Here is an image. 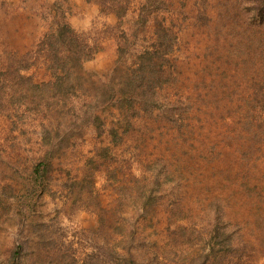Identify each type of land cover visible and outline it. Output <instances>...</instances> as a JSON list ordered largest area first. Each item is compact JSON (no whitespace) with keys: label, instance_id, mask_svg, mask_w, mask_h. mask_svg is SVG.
<instances>
[{"label":"rangeland","instance_id":"rangeland-1","mask_svg":"<svg viewBox=\"0 0 264 264\" xmlns=\"http://www.w3.org/2000/svg\"><path fill=\"white\" fill-rule=\"evenodd\" d=\"M0 264H264V0H0Z\"/></svg>","mask_w":264,"mask_h":264},{"label":"trees","instance_id":"trees-1","mask_svg":"<svg viewBox=\"0 0 264 264\" xmlns=\"http://www.w3.org/2000/svg\"><path fill=\"white\" fill-rule=\"evenodd\" d=\"M63 31L64 32H58L56 36H51V34L48 36L47 41H43V44L45 46H48L49 49V55L52 56V54H54V65L56 66V61H57V66L56 67H61L62 71L64 73H67L68 75L71 74V69L70 71L65 70L66 66H68L69 64L73 65V62L76 61L79 63V61L82 58V55H86V57L88 55H90L88 52H90V49L88 48V52L86 51V48L84 49H77L74 48L73 46L70 47V49H67V52L65 54L59 53V51L57 50V47L59 45V43L61 41H70V44H74V41H76V36L73 34V31L70 30L67 26L64 25L63 27ZM77 42V41H76ZM59 53V57L56 56V54ZM59 62H62L61 64H59ZM68 71V72H67ZM156 71L152 68H145L144 70H140V74L138 75V77L136 76V81H143L146 77L144 75L149 74L151 75V77H155L156 76ZM155 74V75H154ZM170 115V114H169Z\"/></svg>","mask_w":264,"mask_h":264}]
</instances>
